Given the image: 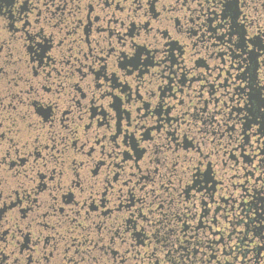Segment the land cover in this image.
<instances>
[{"label": "flooded vegetation", "instance_id": "obj_1", "mask_svg": "<svg viewBox=\"0 0 264 264\" xmlns=\"http://www.w3.org/2000/svg\"><path fill=\"white\" fill-rule=\"evenodd\" d=\"M0 264H264V0H0Z\"/></svg>", "mask_w": 264, "mask_h": 264}, {"label": "snow or ice", "instance_id": "obj_2", "mask_svg": "<svg viewBox=\"0 0 264 264\" xmlns=\"http://www.w3.org/2000/svg\"><path fill=\"white\" fill-rule=\"evenodd\" d=\"M0 127H2V125H0ZM3 138V134H0V139H2ZM0 211H3V206L2 205H0Z\"/></svg>", "mask_w": 264, "mask_h": 264}]
</instances>
